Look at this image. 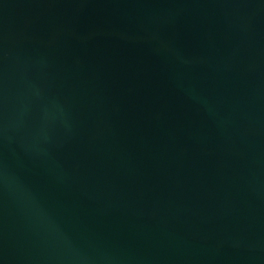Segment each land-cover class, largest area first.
<instances>
[{
  "label": "water",
  "instance_id": "obj_1",
  "mask_svg": "<svg viewBox=\"0 0 264 264\" xmlns=\"http://www.w3.org/2000/svg\"><path fill=\"white\" fill-rule=\"evenodd\" d=\"M0 264H264V0H0Z\"/></svg>",
  "mask_w": 264,
  "mask_h": 264
}]
</instances>
